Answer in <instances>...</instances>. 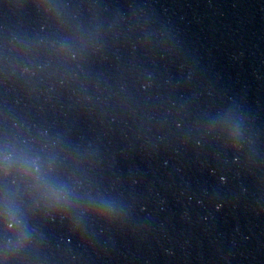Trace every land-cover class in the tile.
<instances>
[{
	"label": "clouds",
	"instance_id": "9594fccd",
	"mask_svg": "<svg viewBox=\"0 0 264 264\" xmlns=\"http://www.w3.org/2000/svg\"><path fill=\"white\" fill-rule=\"evenodd\" d=\"M31 5L67 34L19 41L26 56L42 47L46 63L67 68L99 51L103 37L95 23L69 24L67 5L58 0H31ZM201 131L231 150L245 141L244 118L232 108L208 119ZM89 163L88 149L69 147L59 137H32L12 129L0 135V264H32L44 243L38 221L58 219L80 237L94 224L122 222L123 204L92 186Z\"/></svg>",
	"mask_w": 264,
	"mask_h": 264
}]
</instances>
